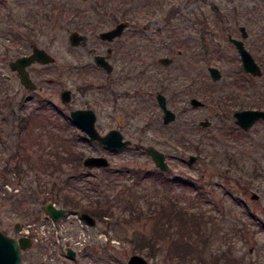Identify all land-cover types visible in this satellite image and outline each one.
<instances>
[{
	"label": "rangeland",
	"instance_id": "obj_1",
	"mask_svg": "<svg viewBox=\"0 0 264 264\" xmlns=\"http://www.w3.org/2000/svg\"><path fill=\"white\" fill-rule=\"evenodd\" d=\"M127 1L130 5L124 7L130 11V19L134 18L140 26L146 23L151 37L144 55L132 58V62L143 65V61H147L143 67L147 66L151 74L161 76L159 72L167 73L162 81H146L145 86L139 84L137 87L135 73L131 81L112 85L95 69L84 70L77 80L66 78L63 76L66 64L70 65L81 57L89 59L88 52L69 48L68 34L74 25L63 24L67 21L62 19L64 14L59 13L58 7L51 6L50 0H0V76L2 72L11 74L7 62L15 54L8 47L12 48L13 33L23 31L19 26L27 23V26L36 25L38 32L34 36L30 34V38L34 37L36 44L44 46L56 58L51 66L40 71L43 76L54 79L51 83L42 82L39 78L37 88L30 92L16 79L0 84V183H7L0 192V229L15 235L14 224L17 221L39 222L40 217L36 214L43 213L46 198L54 194L61 198L68 192L81 199V203L96 199L109 203L114 214L88 227L91 237L75 258H66L60 247L51 246L46 240H50L52 235L46 230L44 235L48 239L45 242L32 244L22 251V264H127L126 260L132 253L144 255L153 264H182L179 262L183 259L175 256L171 246L176 232L169 224L175 221L163 218L156 206L161 200L166 203L176 200V204L201 212L203 218L214 221L208 228L212 235L209 241H203L207 238L204 233L197 239L186 231L205 247V254L230 249V257L242 258V264H264V228L261 227L264 226V120L244 134L226 130V125L236 126L232 121V111L264 108V44L255 42L257 29L264 31V11L259 15L255 9L263 10L264 0H150V4L143 6L142 0ZM45 8H51L50 12H53L48 20L44 15ZM257 19L260 21L256 24ZM95 24L89 20L86 27L94 30ZM242 24L248 31L245 45L262 66L260 76L244 75L239 53L228 39V33L240 37L238 27ZM152 40L154 44L150 43ZM149 45L153 48L150 49ZM160 56H172L174 60L169 66H158L156 59ZM209 65L220 69L222 76L219 79L211 78L207 69ZM39 68L35 64L36 78ZM90 82L91 87L86 88ZM67 87L73 93L70 102L73 106L95 110L96 126L101 133L117 127L133 143L154 145L162 150L171 166L168 172L170 180L159 183L155 176L135 178V170L151 175V170L156 168L143 149L131 146L119 151L105 150L84 139H79L73 146L67 128L74 132L77 130L66 121L67 109L59 96L60 91ZM126 88L130 91L124 97L113 96V91L118 94ZM157 91L167 96L168 106L177 113L176 119L169 124L162 122V110L154 97ZM20 92L33 94L36 98L32 102H24V108H15L20 117L32 115L31 123L17 134V120L14 115L6 117L5 104L9 101L3 99H16ZM192 96L202 100L204 105L192 107L188 103ZM186 106L188 110L184 109ZM133 108L136 111L132 117L123 115L122 112ZM205 118L210 120L209 126L199 124ZM183 122L188 123L187 127L199 128V134L194 131L191 135L193 143L186 142L189 134L178 136L179 142L168 141V137L176 140V128ZM201 134L207 141L200 144L203 151L199 152L196 145ZM64 137L68 139L66 144L69 147H65ZM237 141L245 146L244 153L253 152L246 161L255 160V165L262 169V175H245L243 178L239 175L237 178L238 173L225 169L224 161H218V164L211 162L210 156L215 155V150L223 156L224 149L230 152L236 149ZM19 142L20 149H16ZM70 148L80 152L82 158L103 154L111 166L106 172L76 166L62 159ZM191 153L198 158L193 165L187 162ZM260 160L262 166H258ZM13 164L20 166L19 171L9 168ZM53 182H56L55 186ZM154 183L158 185L154 186ZM252 192H257L259 197L252 198ZM131 194L134 195L132 210L125 206ZM56 203L59 204L57 200ZM129 212L132 217L126 219ZM245 212L251 213L252 218L244 216ZM159 216H162L159 220L162 226L157 227L158 250H150V254L149 248L139 251L137 241L131 238L142 234L147 237L154 235ZM103 231L115 241L99 238ZM71 232L77 235L76 229Z\"/></svg>",
	"mask_w": 264,
	"mask_h": 264
},
{
	"label": "flooded vegetation",
	"instance_id": "obj_2",
	"mask_svg": "<svg viewBox=\"0 0 264 264\" xmlns=\"http://www.w3.org/2000/svg\"><path fill=\"white\" fill-rule=\"evenodd\" d=\"M56 0H50V3H52L51 6L58 7L59 13L64 14L63 18L64 20H67L63 24H73V29L69 32L68 34V41L70 44L69 48H78L82 51H86L89 54V59L84 60L83 57L79 60L72 62L70 65H65L66 67L63 70V76L66 78H71V79H79L80 76L82 75L84 70L87 69H95L97 70V73H102V77L105 78V81L107 80L110 84L112 85H117L120 83H124L126 81H131L132 75H135V80H137V87L139 84H143L145 86L146 81L147 82H158L162 81L165 78V74L163 72H159L160 75L156 74H151L149 72V68L146 69L147 66L143 67L142 64H135L132 62V58L138 57L140 55H144V52L147 51L148 49V31H147V24L144 23L141 26L138 23H135L136 21L133 20L134 18L129 17L128 14H117V9L115 7H100L97 5L95 0H77L75 2H71V0H61L57 4L55 3ZM51 8H45L44 10V15L47 16L46 20L53 15V12H50ZM54 10V8H53ZM51 14V15H50ZM76 14V15H75ZM50 16V17H49ZM227 17V16H226ZM223 18V17H222ZM232 18V17H231ZM91 20L93 23H96L95 29L92 30L90 28L86 27V24ZM30 23V22H29ZM123 23V27L121 31L117 34H114L112 36H103L102 33L107 30H111L117 26V24ZM27 24H24L22 27L24 30L22 31H16L13 33V38H12V48L8 47V50L12 53L15 54L13 58L8 60L7 66L11 70V74L2 72L0 76V84L1 83H9L11 80L19 82L22 87L26 88L27 92L33 91L37 88V80L39 79L42 82H47L51 83L54 81V79L47 78L41 74V68H47V66H51L55 61L56 58L41 44L38 45L36 44L33 40L34 37L30 38L32 34L37 35V27L36 25L32 24V26H27ZM241 25L238 27L240 30ZM94 31V32H92ZM93 33V36H91V33ZM73 33H76V43H73L71 36ZM230 33H228L229 35ZM28 35V36H26ZM229 37V36H228ZM248 37V36H247ZM151 38V37H150ZM150 43H155L154 40H152ZM150 49L153 48V45H149ZM35 48H40L46 51L49 55L54 57L53 61L50 62H40V61H33L30 64L26 65L25 68L29 73V76L31 80L35 83V88L29 89L27 88L20 79V73L18 72V69H12L9 64L11 61L17 59L18 57L21 56H27L32 54ZM158 49V48H157ZM156 49V50H157ZM97 57H102L100 59L102 62H107L108 68L105 67L102 63H99L97 60ZM163 57H168L171 58L169 62H163L161 61V58ZM174 58L172 56H160L156 59V63L158 66H169L173 62ZM35 64H38L40 66L39 68V74L36 75L34 73V66ZM36 72V71H35ZM118 72V73H117ZM39 75V76H38ZM67 80V79H66ZM108 83V84H109ZM160 83V82H159ZM161 85V84H160ZM91 87V82L86 84V88ZM111 88L113 86H110ZM63 90H69V99L65 100L61 96V92ZM129 89L126 88L123 91H120L118 94L113 91V96L114 97H124L126 95V92ZM130 91V90H129ZM135 91V90H134ZM149 92V89L147 90ZM159 93L164 94L161 91H157L154 95L155 100L157 105L159 106L157 96ZM132 95V94H131ZM130 95V96H131ZM165 95V94H164ZM60 100L63 104V106L67 109V112L65 113L66 121L70 123V125H74L75 129L77 131H80V134L71 128H67V130H70V136H71V143L73 146L76 145V142L79 139H84L88 142L97 144L98 146L102 147L105 150H110L108 149L103 143L97 141V140H89L88 137L85 136V131L72 119L71 117V112L76 109L80 108H91V107H76L73 106L71 102V98L73 96L71 88H63L60 91ZM166 96V95H165ZM36 96L33 94H24L23 92H20V94L17 96L16 99L14 97H7L4 98L3 100L6 99V101L10 102L11 105V110L7 108V114L6 117L11 118L13 115L15 117V120H17V126H16V133L19 134L21 128L28 126L29 122L31 121L32 115H27L26 117H20L19 113L15 112V108L19 106V108H24L23 104L24 102H32L33 99H35ZM115 100V99H114ZM166 101L168 104V98L166 96ZM12 102L16 103L12 104ZM189 103V102H188ZM187 103V104H188ZM189 106V104H188ZM188 106L184 107L185 110H188ZM116 107V104L114 105ZM130 107L131 104H130ZM160 107V106H159ZM122 110V108H121ZM125 110V109H124ZM95 111V110H94ZM135 108H133L132 111H125L122 112L124 116L129 115L132 117L135 114ZM2 113V111H1ZM122 116V117H124ZM95 118H97V114L95 112ZM163 122V121H162ZM31 123V122H30ZM67 123V122H66ZM95 126H96V119H95ZM97 128V126H96ZM117 128V127H112L110 129ZM98 129V128H97ZM109 129V130H110ZM120 130V128H118ZM99 130V129H98ZM108 130V131H109ZM106 131V132H108ZM121 131V130H120ZM106 132H103L104 134ZM123 133V131H121ZM74 135H73V134ZM81 133L83 135H81ZM124 135V133H123ZM1 136V134H0ZM125 137V135H124ZM127 138V137H125ZM129 139V138H127ZM131 140V139H130ZM65 141V147H69L66 142L69 143L68 139L64 137ZM21 142L17 143L16 149H20ZM70 145V144H69ZM70 145V146H72ZM143 144L141 143H133L127 148H122V149H115L111 151H119V150H124L128 149L131 146H134L137 149H143L142 147ZM166 155V154H165ZM62 159H66L69 162L75 163L76 166H81L83 167V158L82 154L78 152L77 150H74V148H70L69 152L67 151V154L63 156ZM167 159V155H166ZM18 188H16L17 190ZM1 192V191H0ZM15 232V231H14ZM16 233V232H15ZM46 239L43 238H38L37 242H34L33 244L36 243H43L45 242ZM49 241V240H46ZM50 242V241H49ZM50 244V243H49ZM24 251V249L22 250ZM51 252V251H49ZM127 261V260H126ZM127 263V262H126Z\"/></svg>",
	"mask_w": 264,
	"mask_h": 264
},
{
	"label": "trees",
	"instance_id": "obj_3",
	"mask_svg": "<svg viewBox=\"0 0 264 264\" xmlns=\"http://www.w3.org/2000/svg\"><path fill=\"white\" fill-rule=\"evenodd\" d=\"M97 3V5H99L100 7H115L117 9V14H129L130 11L127 10L124 6H129L130 2H128L127 0H95ZM150 0H142V6L143 5H148ZM117 2V3H116ZM229 8V7H228ZM228 10H231L230 8ZM228 10H225L227 12H229ZM257 12L259 11V15L261 14L263 10H260L256 7L255 9ZM9 15V14H7ZM76 15V14H75ZM223 20V19H221ZM219 20V21H221ZM257 22H255L256 24L259 23L260 20H256ZM256 29V28H255ZM258 41L259 43H263L264 44V31H259L257 29V34L255 35V42ZM242 70V69H241ZM242 72H244L242 70ZM243 74V73H242ZM247 75L248 73L244 72V75ZM241 78H243L241 76ZM5 107L8 109H12L10 102H7L5 104ZM188 125L187 122H183L182 125H180L179 127L176 128V134H177V138L176 140L168 137L167 140L168 141H174V142H179V137L180 135H188L189 134V140L186 141L188 144L193 143L192 137L191 135L193 134L194 131L198 132V134L200 133L199 128H195V126H193V128L189 127L192 125H189L188 127L185 125ZM145 128H142V130H145ZM228 129L227 132L229 133H238V134H244L247 133V130H244L242 128L236 127V126H232V125H226V130ZM205 135L201 134V136H199V139L197 141L196 147L199 150V152L203 151L202 148H200V144L204 143ZM182 141L185 142V139L182 138ZM207 141V140H206ZM238 142V141H237ZM96 143V142H94ZM239 144L237 145L236 149H234L232 152H230L228 149H224L223 151V156L220 152L218 151H214V154H208L210 156L211 162L218 164L217 162H223L225 164V169H227L229 172H236L237 174V178H240V176L243 178L245 175H262V169H260L259 167H257L255 164V160H253L252 162L246 161V159H248V157L253 153L252 151H248V153H244V145H242V142H238ZM253 143V142H251ZM205 151V150H204ZM263 162L260 160L258 163V166H262ZM10 169H12V171L16 172L19 171L20 166L18 164H13L11 167H9ZM8 168V169H9ZM104 172H106L108 170V168L103 169ZM152 174L149 175L147 174V172L143 171L141 172L140 170H135L133 171V173L135 174V178L137 180L139 179H143L147 176H155L157 179L156 181H159V183H167L169 179L168 177V173L162 172L159 169L155 168V170H151ZM240 175V176H239ZM107 176V175H106ZM194 183V182H193ZM53 186L56 185V182H53L52 184ZM158 185L157 183H154V186ZM130 190V189H128ZM54 195H50V199L51 200H55L53 198H56V200L60 203V205L64 206V207H68L69 209L73 208V209H77L80 211H87L89 212L91 215H93L97 220H103L105 216L108 215H113L114 211L112 209V205L109 203H102L100 202V200L96 199L95 201H90L88 203H81V199L76 198L75 196L71 195L70 193H63L60 197H56ZM47 199V198H46ZM131 199H134V195L131 194V196L129 197V199L127 201H125V206L128 209H133L134 205L133 202L131 201ZM22 200V199H21ZM20 200V201H21ZM158 212H161L163 218H168V220L171 221H175L174 223H170L169 226L173 227L174 232H176V236L173 240V243L171 244V246L174 248V252L175 256L178 257V259H183L181 260L179 263L182 264H242L243 263V259H239L236 256L230 257V249H226L223 250L222 252L218 251H214L212 254H205L204 252L206 250H204V246H202L201 244H199L196 240H194L190 234H186V231L188 230L189 232L193 233L197 239H200L202 234L204 233V235L207 238H204L203 241H209L210 237L212 236L210 231L208 228L210 226H212V224H214L213 220H208L203 218V213L201 212H196L193 210H190L188 207L184 206V205H179L176 204V200H172L168 203H166V201L161 200L160 202L156 203ZM175 208V209H173ZM39 216V215H37ZM162 216L157 217V222L155 225V231L156 233L150 237H147L146 235L142 234L139 236H133V238H131V240L133 241H137V245L139 246L138 249L139 251L142 250V248H149L148 253L150 254V250L153 249H157L158 250V244H157V230L159 228V226L161 227L162 224L160 225V219H162ZM244 216H246L247 218H252V214L249 212H245ZM130 217H132V213L129 212V217L126 219H130ZM158 227V228H157ZM264 228V226H261ZM169 236H173V234L169 235ZM171 238V237H170ZM137 249V248H136ZM171 253V252H170ZM230 253V254H229ZM171 255V254H169ZM264 258V257H262ZM259 258V259H262ZM187 260L186 263H184V260Z\"/></svg>",
	"mask_w": 264,
	"mask_h": 264
},
{
	"label": "water",
	"instance_id": "obj_4",
	"mask_svg": "<svg viewBox=\"0 0 264 264\" xmlns=\"http://www.w3.org/2000/svg\"><path fill=\"white\" fill-rule=\"evenodd\" d=\"M123 27V23L117 24V26L111 30L104 31L102 33L103 36H112L117 34L121 31ZM241 35L242 37L247 36V30L245 26H241ZM73 43H76V33H73L71 36ZM229 39L235 44L242 68L250 73L253 76H260L262 75V68L259 63L254 58L253 54L245 47L244 41L239 38H234L229 34ZM100 59L102 57H97L99 63H102L105 67L108 68V63L102 62ZM40 61V62H50L54 60V57L49 55L46 51L40 48H35L32 54L27 56H21L17 59L10 62L9 66L12 69H18L20 73L21 82L29 89L35 88V83L31 80L28 71L26 70L25 66L30 64L33 61ZM171 58L163 57L161 61L169 62ZM209 73L213 80L219 79L222 74L218 67L216 66H208ZM69 90H63L61 92V96L63 99H69ZM159 106L163 111L162 119L164 124H168L175 120L176 112L168 107L166 96L162 93H159L157 96ZM190 103L194 107L202 106L204 102L197 97H191ZM233 115V123L244 130L250 129L257 121L264 120V108H241L234 110L232 112ZM72 119L88 134L90 139H96L107 146L109 149H120L128 146L131 141L127 138H124L123 133L117 129L113 128L110 129L105 134H100L95 126V112L91 108H80L73 110L71 112ZM199 124L201 126H209L210 120L207 118L200 120ZM146 152L152 158L155 166L159 167L162 171H169L170 166L168 165L165 154L158 148L153 145L147 146L145 148ZM188 164H195L197 163V156L195 154H189ZM110 161L105 155H87L83 159V165L87 168H94V167H108L110 166ZM252 198H258L259 194L256 192H252ZM45 209L47 211L46 218L51 216L54 219L59 218L66 212V208L63 207H56L53 203L48 202L45 205ZM81 216L87 221L90 225H95L96 220L93 216H91L87 212H81ZM20 226V222H16L14 224L15 230H18ZM31 245V240L28 237L20 236H10L6 234L3 230L0 229V264H22V257H21V249L29 247ZM66 254L70 257L75 256V251L67 247ZM128 264H152L148 261L143 255L134 253L129 256L127 259Z\"/></svg>",
	"mask_w": 264,
	"mask_h": 264
},
{
	"label": "built area",
	"instance_id": "obj_5",
	"mask_svg": "<svg viewBox=\"0 0 264 264\" xmlns=\"http://www.w3.org/2000/svg\"><path fill=\"white\" fill-rule=\"evenodd\" d=\"M80 224H82V223H80ZM31 229H32L31 225L28 224V225L24 226L23 231L28 233L29 231H31ZM42 229H43V225L40 226V231H42ZM79 236H80V238L76 240V243H80L81 242V238L85 237V233H84L83 230L80 231V235Z\"/></svg>",
	"mask_w": 264,
	"mask_h": 264
}]
</instances>
